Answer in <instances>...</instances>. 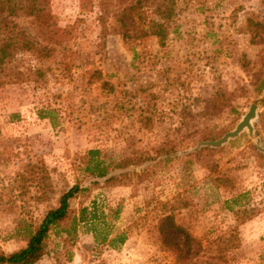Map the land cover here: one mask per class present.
Listing matches in <instances>:
<instances>
[{
  "label": "rangeland",
  "instance_id": "1",
  "mask_svg": "<svg viewBox=\"0 0 264 264\" xmlns=\"http://www.w3.org/2000/svg\"><path fill=\"white\" fill-rule=\"evenodd\" d=\"M126 4L50 0V38L16 19L36 46L0 68V252L77 182L35 264H264V0H177L128 41ZM251 103L256 138L196 148Z\"/></svg>",
  "mask_w": 264,
  "mask_h": 264
},
{
  "label": "trees",
  "instance_id": "2",
  "mask_svg": "<svg viewBox=\"0 0 264 264\" xmlns=\"http://www.w3.org/2000/svg\"><path fill=\"white\" fill-rule=\"evenodd\" d=\"M124 1L127 4L123 6L121 16L117 18V29L123 39L127 41L145 34L161 37L176 14L177 0ZM49 2L50 0H0V68L18 51L32 50L36 46L30 33L18 25L17 18L21 16L30 18L35 33L47 38L52 37L60 30L53 19L54 15ZM153 14L157 15L158 19L148 17ZM260 102L264 105V94ZM96 169L97 176L106 175L98 163ZM84 189L76 182L63 191L59 196L57 206L46 211L24 247L7 254L0 252V264H35L45 253L44 240L48 236L49 230L68 217L70 198ZM86 210V208L81 209L79 220H86ZM171 218L172 215H167L163 219L160 232H165V221ZM169 226L177 232H183L174 223L170 222ZM124 238L122 234L117 236L120 242H123Z\"/></svg>",
  "mask_w": 264,
  "mask_h": 264
},
{
  "label": "water",
  "instance_id": "3",
  "mask_svg": "<svg viewBox=\"0 0 264 264\" xmlns=\"http://www.w3.org/2000/svg\"><path fill=\"white\" fill-rule=\"evenodd\" d=\"M258 117V105L256 103H251L247 111L241 116L238 123L235 127L226 132L222 137L216 140H207V141H200L197 143V147L203 145H209L214 147H219L224 143L228 142L230 139H233L240 135L243 131H246L250 138H256L255 129H254V121Z\"/></svg>",
  "mask_w": 264,
  "mask_h": 264
},
{
  "label": "crops",
  "instance_id": "4",
  "mask_svg": "<svg viewBox=\"0 0 264 264\" xmlns=\"http://www.w3.org/2000/svg\"><path fill=\"white\" fill-rule=\"evenodd\" d=\"M38 264V263H37Z\"/></svg>",
  "mask_w": 264,
  "mask_h": 264
}]
</instances>
